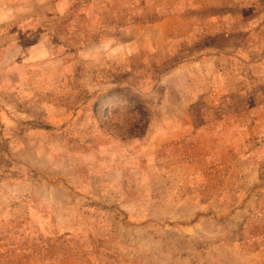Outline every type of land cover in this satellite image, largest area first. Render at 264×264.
Masks as SVG:
<instances>
[{"label":"rangeland","instance_id":"1","mask_svg":"<svg viewBox=\"0 0 264 264\" xmlns=\"http://www.w3.org/2000/svg\"><path fill=\"white\" fill-rule=\"evenodd\" d=\"M0 264H264V0H0Z\"/></svg>","mask_w":264,"mask_h":264}]
</instances>
